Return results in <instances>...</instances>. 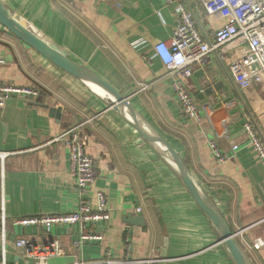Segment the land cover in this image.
Instances as JSON below:
<instances>
[{"label":"crops","instance_id":"1","mask_svg":"<svg viewBox=\"0 0 264 264\" xmlns=\"http://www.w3.org/2000/svg\"><path fill=\"white\" fill-rule=\"evenodd\" d=\"M3 1L127 98L177 151L251 263L264 264V165L245 127L249 122L264 137V88L236 83L228 69L235 49L220 47L185 79L202 114L193 122L184 116L172 77L154 54V45L168 40L176 26L174 7L165 0ZM184 2L208 38L225 22L218 13L202 17L201 0ZM0 83L39 90L32 99L12 97L0 109V264H34L17 246L22 238L38 250L60 245L61 253L49 255L47 264L102 260L108 250L123 264H236L175 167L108 105L104 93L55 66L1 23ZM73 128L96 173L83 195L62 137ZM211 141L227 155L225 161L215 157ZM98 192L106 196L110 219L85 230L102 235L101 240L80 243V224L47 231L13 222L72 212L82 199L97 209ZM129 216H142L143 222L133 223ZM256 240L262 244L256 246Z\"/></svg>","mask_w":264,"mask_h":264},{"label":"built area","instance_id":"2","mask_svg":"<svg viewBox=\"0 0 264 264\" xmlns=\"http://www.w3.org/2000/svg\"><path fill=\"white\" fill-rule=\"evenodd\" d=\"M174 7L176 26L172 36L165 41L154 45V54L160 59L171 76V87L180 104L184 116L193 122L202 119L201 110L194 94L185 84V79L191 77L197 67L201 66L206 58L216 53L220 47L235 49V58L228 69L233 73L236 83L241 88L257 84L264 88V0H201L204 11L202 17L220 14L225 22L219 24L213 31V37H206L199 27L195 14L187 7L184 0H165ZM141 43H135L139 46ZM39 90L32 86H18L0 83V109L12 97L32 99ZM246 130L250 136L257 159L264 165V141L261 136L247 122ZM63 140L70 148V165L76 179V188L83 195L96 180L93 158L85 151L84 145L75 128L64 134ZM210 147L215 157L223 162L227 155L221 151L216 141H211ZM234 149L237 145L233 146ZM98 206L93 209L88 199H82L77 210L68 213L42 214L14 219L19 226H43L47 231L55 225L80 224L84 229L80 243L88 240H101L100 234L86 231L90 223L110 219L106 196L97 193ZM4 218V215H2ZM262 242L255 241L259 246ZM17 246L28 251L34 264H47L48 256L61 253L60 245L52 243L45 250H38L25 239H19ZM72 264H123L113 258L111 250L106 252L102 260H79Z\"/></svg>","mask_w":264,"mask_h":264},{"label":"water","instance_id":"3","mask_svg":"<svg viewBox=\"0 0 264 264\" xmlns=\"http://www.w3.org/2000/svg\"><path fill=\"white\" fill-rule=\"evenodd\" d=\"M0 23L8 31L13 33L25 44L34 48L55 66L86 83L99 87L103 91L108 105L124 117L162 156L168 159L175 167L183 185L202 211L207 215L212 225L216 228L220 235V240L230 252L234 262L236 264H252L250 259L237 243L235 235L232 233L227 221L193 180L188 167L177 151L160 133H158L151 125L146 123L140 117L132 105H130L127 98H125L115 87H113V85H111L99 74L72 59L66 50L59 47L45 34L30 25L26 20L22 19L3 0H0ZM211 92L212 90L207 93L209 94ZM227 102L228 101H225V103ZM222 104L223 102L219 105ZM260 135L264 141L263 135L261 133ZM128 218L130 219L129 221L133 223L143 222L142 216H129ZM132 218H135V221L132 220Z\"/></svg>","mask_w":264,"mask_h":264},{"label":"rangeland","instance_id":"4","mask_svg":"<svg viewBox=\"0 0 264 264\" xmlns=\"http://www.w3.org/2000/svg\"><path fill=\"white\" fill-rule=\"evenodd\" d=\"M232 52H235V50H233ZM256 89V94L257 95H262V92L259 88H255ZM255 93V92H254ZM245 103L246 105L252 109L254 107L253 105V101H252V96H251V93L250 92H246L245 93Z\"/></svg>","mask_w":264,"mask_h":264},{"label":"bare ground","instance_id":"5","mask_svg":"<svg viewBox=\"0 0 264 264\" xmlns=\"http://www.w3.org/2000/svg\"><path fill=\"white\" fill-rule=\"evenodd\" d=\"M90 86H91L95 91H97L98 93H100V94L103 95V91H102L99 87L94 86V85H92V84H90Z\"/></svg>","mask_w":264,"mask_h":264},{"label":"trees","instance_id":"6","mask_svg":"<svg viewBox=\"0 0 264 264\" xmlns=\"http://www.w3.org/2000/svg\"><path fill=\"white\" fill-rule=\"evenodd\" d=\"M63 11V10H62ZM64 12H65V10H64ZM67 17H69L73 22L75 21V18L74 17H72L71 15H69L68 13H64Z\"/></svg>","mask_w":264,"mask_h":264}]
</instances>
